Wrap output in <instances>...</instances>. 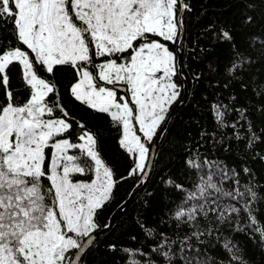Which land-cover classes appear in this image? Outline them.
<instances>
[{
	"label": "trees",
	"instance_id": "16d2710c",
	"mask_svg": "<svg viewBox=\"0 0 264 264\" xmlns=\"http://www.w3.org/2000/svg\"><path fill=\"white\" fill-rule=\"evenodd\" d=\"M182 1L178 50L184 83L176 67L177 28L170 38L143 33L127 51L106 47L109 52L97 56L86 27L82 33L87 57L48 71L20 40L15 0H0V59L11 51L27 52L35 76L52 88L44 98L48 116L64 117L67 128L50 141L67 139L74 145L68 152L83 174L72 178L90 182L94 176L93 161L75 146L88 134L112 179L107 197L91 214L89 230L65 233L49 179L52 147L43 149L40 172L31 175L12 170L0 150V260L28 264L23 239L44 231L53 213L62 234L72 237L73 247L62 254L64 263H70L88 235L107 226L139 183L152 144L186 86L144 184L77 264H264V0ZM172 8L176 21L177 0ZM151 43L171 55L174 72L167 97L155 111L159 123L143 139L129 82L125 77L102 81L99 66L110 60L128 65L134 51ZM80 70L89 72L96 87L112 90L115 101L129 108L130 131L145 153L141 166L139 151L124 139L122 121L73 96L71 88ZM31 96L21 65L9 62L0 71V114L8 106H27ZM58 250L54 249V257Z\"/></svg>",
	"mask_w": 264,
	"mask_h": 264
},
{
	"label": "rangeland",
	"instance_id": "374dc122",
	"mask_svg": "<svg viewBox=\"0 0 264 264\" xmlns=\"http://www.w3.org/2000/svg\"><path fill=\"white\" fill-rule=\"evenodd\" d=\"M15 3L20 40L48 71L54 65L66 61L76 63L87 57L86 37L82 33H86V27L97 56L108 53L109 48L127 51L137 35L143 33L154 32L170 38L177 28L173 0H155L152 5L147 0H15ZM141 9L144 11L140 14ZM130 58L125 66L113 60L104 62L99 66V77L106 83L127 79L137 107L138 132L146 139L159 123L155 111L167 97L174 65L171 55L157 43L140 47ZM12 61L21 65L32 96L27 106L17 109L8 106L0 114V150L4 160L14 171L26 175L39 173L43 149L51 146L49 179L58 198L64 231L87 232L93 210L107 197L111 175L97 158L93 139L87 134L75 146L93 161L94 176L90 182L72 178L83 174L68 152L74 145L67 139L50 141L67 128L64 117L48 116L50 110L45 107L44 98L52 88L35 76L27 52L15 50L4 54L0 71ZM71 91L78 101L122 121L124 139L139 151L141 166L145 160L144 149L130 131V112L125 103L116 102L112 90L96 87L86 70L79 71ZM73 245L72 237H65L60 231L53 213L47 217L44 231L31 232L23 239V246L28 248V264H66L62 254ZM56 247L59 250L54 257ZM0 264L8 263L0 260Z\"/></svg>",
	"mask_w": 264,
	"mask_h": 264
},
{
	"label": "water",
	"instance_id": "95a60500",
	"mask_svg": "<svg viewBox=\"0 0 264 264\" xmlns=\"http://www.w3.org/2000/svg\"><path fill=\"white\" fill-rule=\"evenodd\" d=\"M179 6H180V12H179V15L177 16V19H176V25H177V29L179 31V36H178V39H177V43H176V50H175V53H176V58H177V62H176V67H177V72H178V75L179 77L181 78V70H180V53H179V50H178V47H179V43L181 41V38H182V34H183V25H182V16L184 14V11H185V5L183 4V1L182 0H177ZM182 79V78H181ZM183 81V79H182ZM184 83V81H183ZM185 93H186V86H184V95L182 97V99H180L171 109H170V112H169V115L168 117L166 118L165 122L163 123L160 131L158 132L153 144H152V147L150 149V152H149V157H148V160H147V165H146V169H145V172L143 174V176L141 177L139 183L136 185V187L133 189V191L131 192L129 198L120 206L116 209V211L111 215L109 221H108V224L105 228H103L102 230L98 231V232H95V233H92L90 235H88V237L85 239V241L83 242V244L80 246V248L78 249L77 253L75 254L74 258L72 259V261L70 262V264H77V262L79 261V259L81 258V256L83 255V253L86 251L88 245L93 242L98 236L106 233L113 221L119 216V214L122 212V210L126 207V205L133 199V197L135 196V194L138 192V190L142 187V185L144 184L147 176H148V173L150 171V168H151V164H152V161L154 159V153H155V150H156V147L158 146L163 134L165 133L166 131V128L168 126V123H169V120H170V117L172 116L174 110L176 107H178L182 101L184 100L185 98Z\"/></svg>",
	"mask_w": 264,
	"mask_h": 264
}]
</instances>
